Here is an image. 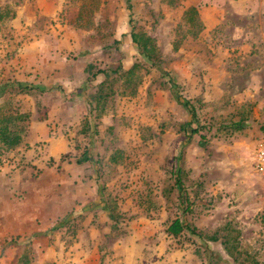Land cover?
I'll use <instances>...</instances> for the list:
<instances>
[{
	"label": "rangeland",
	"instance_id": "374dc122",
	"mask_svg": "<svg viewBox=\"0 0 264 264\" xmlns=\"http://www.w3.org/2000/svg\"><path fill=\"white\" fill-rule=\"evenodd\" d=\"M91 1L123 67L139 62L142 74L135 94L116 91L99 117L88 112L98 80H86V66L114 60L93 30L73 25L80 0H0L14 12L0 22V104L22 116L20 143L0 153V264L26 249L30 264H214L220 240L168 234L175 217L209 235L228 226L243 255L264 264V176L253 168L264 136V0ZM189 6L202 22L194 36ZM132 25L212 127L206 141L183 145L187 114L137 54ZM83 150L97 161L76 163ZM180 152L185 214L170 177Z\"/></svg>",
	"mask_w": 264,
	"mask_h": 264
},
{
	"label": "trees",
	"instance_id": "16d2710c",
	"mask_svg": "<svg viewBox=\"0 0 264 264\" xmlns=\"http://www.w3.org/2000/svg\"><path fill=\"white\" fill-rule=\"evenodd\" d=\"M95 6L96 3L94 4L91 0H80L78 10L73 17L72 22L76 27L93 30L95 35L94 38L100 41L102 50H104L107 54L113 55H111V57L114 61L105 67L96 68L91 63L86 66V80L88 82L91 80H98L95 84L96 91L88 94L86 98L88 112L95 117H99L109 107V98L116 91H118V93L122 96L134 95L137 86L140 83L142 74H140L141 63L139 62H134L129 68L123 67L118 47L119 40L113 38L112 33L105 30L108 26V22L104 20L95 25L94 11L92 10ZM127 7L130 9V4H128ZM13 15L14 12L11 11L9 5L5 4L0 7V22L5 19L12 18ZM183 17L188 23L190 21L194 22V24L196 23V32L192 35L194 36L197 34L202 28V22L199 19L197 7H187L183 12ZM130 20H132V18H130ZM129 35L137 54L150 68H153L158 72L161 84L165 85L175 103L180 105L187 114V120H185L180 126L181 130L185 134L183 145L189 143L195 135L198 136L200 141H206L207 136L202 131L207 128V133V131H210L212 127L206 126L200 122L195 104L182 94V86L180 83L177 82L174 76L167 69H165L159 61L154 40L145 32L136 30L133 25L131 26ZM13 84L17 85L21 91H32L31 85L22 84L19 81L13 82ZM8 85V83L4 84L5 87ZM1 96L2 95H0V97ZM21 117L22 116L20 114L13 113L8 110L6 101L0 104V153L14 149L20 143L21 137L19 130L17 129L16 122ZM237 129H240V126L224 128L228 134ZM262 130L264 132V126L262 127ZM181 157L182 154L180 152L176 157L179 161L178 164L171 165L170 177L172 178V186L176 189L178 204L182 213L185 214V212L191 210V202L187 192L188 188L183 182V169L180 163ZM86 161L96 162L97 160L88 154V150H83L82 154L75 159V162L83 163ZM110 213L109 217L112 219L114 216L112 211H110ZM166 231L172 236H177L183 231H188L190 234H193L200 239L211 241L220 240L222 247L220 251L221 254L218 252L215 254V262L225 258L230 264H259L255 259L250 257V255L244 256L242 251L238 249V243L230 229H228V226H224L209 235L201 232L193 224L184 222L180 217H175L168 223ZM215 262L213 263L215 264ZM17 264H30V257L28 256L27 249L22 251Z\"/></svg>",
	"mask_w": 264,
	"mask_h": 264
},
{
	"label": "built area",
	"instance_id": "2783aa9c",
	"mask_svg": "<svg viewBox=\"0 0 264 264\" xmlns=\"http://www.w3.org/2000/svg\"><path fill=\"white\" fill-rule=\"evenodd\" d=\"M254 171L264 176V136L258 138L254 145Z\"/></svg>",
	"mask_w": 264,
	"mask_h": 264
}]
</instances>
